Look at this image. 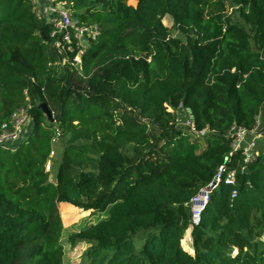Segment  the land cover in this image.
Listing matches in <instances>:
<instances>
[{
    "label": "trees",
    "instance_id": "1",
    "mask_svg": "<svg viewBox=\"0 0 264 264\" xmlns=\"http://www.w3.org/2000/svg\"><path fill=\"white\" fill-rule=\"evenodd\" d=\"M65 1L100 31L80 68L79 49L61 54L30 0H0V126L32 106L29 135L0 149V264H66L63 219L82 210L107 215L68 236L89 245L85 264H264V137L246 161L247 143L235 150L229 136L264 134V0L209 13L207 0ZM58 52L79 76L61 71ZM181 104L205 135L177 123ZM221 165L236 183L222 180L193 224L191 200Z\"/></svg>",
    "mask_w": 264,
    "mask_h": 264
},
{
    "label": "built area",
    "instance_id": "2",
    "mask_svg": "<svg viewBox=\"0 0 264 264\" xmlns=\"http://www.w3.org/2000/svg\"><path fill=\"white\" fill-rule=\"evenodd\" d=\"M34 14L41 19H45L54 27L52 37L56 38L54 44L59 49L61 54L73 52L77 47L78 53L74 56L73 65L80 66L82 55L85 52V47L88 45L90 39L96 38L100 31L98 26H86L79 23L65 0H30ZM74 40H76L74 46ZM68 58H66L67 60ZM27 93V92H26ZM32 106L27 104L16 109L10 116L7 122L0 126V149H9L15 147L18 143L29 135L28 131L30 121H32L30 109ZM179 108L185 109L189 114V125L191 131L199 135H205L206 130L198 131L195 127L192 112L181 104ZM171 110V109H170ZM32 128V127H31ZM28 131V133H27ZM252 134L253 138L248 142L246 137ZM229 136L233 138V146L238 150L245 143L246 161L252 157V150L255 148L257 140L263 138L264 134L259 132L258 128L254 130H247L244 127L234 126ZM228 161L229 158H226ZM225 181L227 184L236 183V170L226 171V166L221 165L214 177V179L203 186L199 192L191 200V220L193 224H199L202 214L211 200L212 192L219 187V184ZM237 190L233 191L232 198L237 196Z\"/></svg>",
    "mask_w": 264,
    "mask_h": 264
},
{
    "label": "rangeland",
    "instance_id": "3",
    "mask_svg": "<svg viewBox=\"0 0 264 264\" xmlns=\"http://www.w3.org/2000/svg\"><path fill=\"white\" fill-rule=\"evenodd\" d=\"M137 0H127V3L128 4H133V3H136ZM221 0H207L206 4H205V8L207 10V12H212L218 5V3L220 2ZM138 3V2H137ZM228 7V8H227ZM226 13L228 15H230L234 10L235 8L234 7H229L228 5H226ZM0 9H1V6H0ZM237 9V8H236ZM235 18L236 19H239V15L236 13L235 14ZM163 23L164 25H166L167 27H169L171 29V33L173 36L175 37H180L182 38L184 41L186 40V38L177 30L173 27V20L170 21L168 18H164L163 20ZM186 42V41H185ZM47 52H50L51 54H53L54 56L57 57V53L55 54L54 53V50L52 47H48L47 48ZM59 53V52H58ZM60 57H59V60L57 61L59 67L61 68V71L64 72V73H68V71L70 73H73L75 74L76 76H79V72L74 68V67H77L74 66L71 62V64L74 66H70L69 62L66 60L65 56L61 55L59 53ZM79 67V66H78ZM73 68V69H72ZM80 68V67H79ZM76 70V71H75ZM77 87L79 88H82V86H80V82H79V79H75V82H74ZM39 105H41L43 108H45L46 106L39 102ZM125 110L122 109V108H119L118 109V116L121 114V113H124ZM262 113H264V109L262 110ZM126 116L129 118V119H132V121H137L139 123H142V121H147L150 123L151 125V128L154 129V130H157L159 131V128L158 126H154V124H152V122L150 120H147L146 118H142L140 116V114H138L137 112L135 111H130L128 109V111L125 112ZM177 115H178V120H177V123L182 126V127H185V128H188L190 127L189 125V114L188 112L185 110V109H182V108H178L177 109ZM121 122V120H120ZM75 124H78V122H75ZM32 127V121H30V126H29V129L28 131H30ZM27 131V133H28ZM57 139L59 137V131H57V135H56ZM195 137H198L196 136V134H192V138L195 139ZM55 138V139H56ZM251 136L248 135L247 136V140L248 142H250L251 140ZM55 142V140H54ZM203 142H205V140H203ZM264 151V145H263V148H262ZM257 152H259V150H257ZM53 154H55L54 157H57L59 158L60 155H59V152L55 149V151L53 152ZM46 171H50V172H53L54 174L52 176H50V179L51 181H55V164L53 161H48L47 162V165H46ZM62 205L63 203H59L58 206H59V210H60V213H61V216H62V219H63V210H62ZM76 207V206H75ZM79 210V209H77ZM107 216L106 214H103V213H99V212H93L92 210H89V211H80L78 214H77V218L72 220V221H65L63 219V223H64V232H63V238H62V241L64 243V247H65V263L66 264H85L86 262V256H85V253L89 247V245L87 243H78L76 246L74 247H71V245L69 244L68 242V236L86 226H89L91 224H95L96 222H98L101 218ZM189 234L186 235V238H185V244L188 245L189 243Z\"/></svg>",
    "mask_w": 264,
    "mask_h": 264
},
{
    "label": "crops",
    "instance_id": "4",
    "mask_svg": "<svg viewBox=\"0 0 264 264\" xmlns=\"http://www.w3.org/2000/svg\"><path fill=\"white\" fill-rule=\"evenodd\" d=\"M137 2H138V0L136 1V3L129 4V5L137 6V4H138ZM166 18H168L170 21L173 20V19L171 18V16H169V15H167ZM263 120H264V113L261 114V118H260V121H263ZM248 135H250V136L253 138V135H252V134H248ZM248 135H247V136H248ZM252 138H251V139H252ZM246 140H247V137H246ZM247 141H248V140H247Z\"/></svg>",
    "mask_w": 264,
    "mask_h": 264
},
{
    "label": "water",
    "instance_id": "5",
    "mask_svg": "<svg viewBox=\"0 0 264 264\" xmlns=\"http://www.w3.org/2000/svg\"><path fill=\"white\" fill-rule=\"evenodd\" d=\"M44 109H45V112H46L48 118L50 119V121H53V120H54V115H53L52 111L49 110V109L46 108V107H45Z\"/></svg>",
    "mask_w": 264,
    "mask_h": 264
}]
</instances>
